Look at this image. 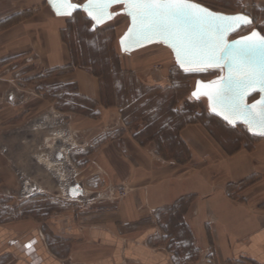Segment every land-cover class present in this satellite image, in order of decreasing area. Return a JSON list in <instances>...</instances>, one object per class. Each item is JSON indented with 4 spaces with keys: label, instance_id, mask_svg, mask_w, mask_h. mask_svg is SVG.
Returning <instances> with one entry per match:
<instances>
[{
    "label": "rangeland",
    "instance_id": "374dc122",
    "mask_svg": "<svg viewBox=\"0 0 264 264\" xmlns=\"http://www.w3.org/2000/svg\"><path fill=\"white\" fill-rule=\"evenodd\" d=\"M74 1L83 4L86 0ZM191 1L215 12L251 17L253 25L232 39L254 30L264 35L263 0ZM7 6L9 10L4 9ZM31 18L55 17L46 0L0 1V227L38 231L54 253L69 256L61 264H87L98 248L91 231H113L119 221L130 219L132 201L140 207L132 212V219L143 221L144 228L153 226L155 246L187 256V260H174L175 264H195L201 252L217 256L220 246L214 223H207L211 242L204 247L185 222L208 220L209 213L193 209L197 197L158 210L145 201L148 187L160 190L163 183L176 181L188 171L174 162L188 158L179 133L194 124L206 125L221 143H245L250 150L258 143L262 151L260 172L227 186L232 210L218 215L210 212V219L225 220L229 214L232 219L242 218L236 214L241 207L263 219L264 138L250 135L245 126H228L210 113L207 100L191 97L198 79L210 81L221 72L186 75L163 45L122 54L119 40L129 27V18L120 16L93 30V23L81 12L60 22L73 65L48 68L31 48L22 52L12 50V44L11 50L2 48L1 32ZM76 70L101 80V103L79 95L71 78ZM134 173L139 175L134 178ZM214 176L212 197L206 200L220 208L222 179ZM67 221L82 235L60 233L55 223L63 226ZM13 261L12 255L0 257V264ZM202 263L217 264V260L203 259ZM235 264L255 263L240 259Z\"/></svg>",
    "mask_w": 264,
    "mask_h": 264
},
{
    "label": "crops",
    "instance_id": "0c3cea01",
    "mask_svg": "<svg viewBox=\"0 0 264 264\" xmlns=\"http://www.w3.org/2000/svg\"><path fill=\"white\" fill-rule=\"evenodd\" d=\"M4 9L10 8L8 9L7 6ZM54 17L43 21H37L36 18L27 19L3 30L1 32L2 48L7 46L11 50L9 47L11 44L12 50L19 52L31 48L37 54L39 61L44 60L48 68L71 67L74 63L73 55L60 28V22L64 18L57 17L55 14ZM71 78L75 81L81 97L97 103L102 102L103 89L100 79L82 70L73 72ZM179 136L187 150L188 158L183 162L174 163L177 167L186 168L188 171L176 181L163 183L160 190L148 187L145 201L150 204L151 209L158 210L165 206H173L184 198L197 197V200L192 202L193 209L201 213H209L208 220L190 218L185 222L193 230L199 244L204 247L211 242L206 232L207 223H214L216 239L220 247L217 256L209 252H201V255L197 257L199 262L195 264H203V259H215L217 264H235L240 259L264 264V217L259 219L250 214L249 209L244 210L241 207L238 209L241 212L236 214L242 218L232 219L229 214L225 220L210 219V212L218 215L232 210L234 203L226 195L227 186L239 184L260 172L263 161L258 143L252 146V150L247 148L245 143H221L216 134L202 124L185 126L180 130ZM131 146L136 147V142L131 141ZM147 157L152 160L150 156ZM138 175L134 173L133 177L136 178ZM214 175L216 177L219 175L222 179L220 184L223 189L222 195L220 194L222 207L220 208L212 203L211 199L206 200V197H212L210 187ZM202 196L204 198H201ZM217 196H219L218 193ZM129 205L131 218L119 221V225L113 231L105 229L91 231L92 240L98 248L95 249V257H91L92 261L87 259L89 262L87 264H175L174 260H187L186 255L170 252L163 246H155L153 238L156 233L151 229L153 226L144 228L141 224L143 221L132 219V212H138L140 207L132 201ZM186 217L187 215L184 216ZM67 222L63 226L60 222L55 223L60 233L82 235V232L70 224V221ZM131 226L135 229L130 228ZM139 226L143 230H137ZM134 235H136L135 239H129ZM7 255L14 256L13 264H61L62 259L69 257H59L56 252L54 253L39 237L38 231L25 233L1 226L0 257L4 259Z\"/></svg>",
    "mask_w": 264,
    "mask_h": 264
},
{
    "label": "water",
    "instance_id": "95a60500",
    "mask_svg": "<svg viewBox=\"0 0 264 264\" xmlns=\"http://www.w3.org/2000/svg\"><path fill=\"white\" fill-rule=\"evenodd\" d=\"M46 1L57 17L86 14L93 30L127 16L130 24L119 40L122 54L163 45L186 75L221 72L210 81L198 79L191 97L207 100L210 113L228 126H245L250 135L264 138V35L254 30L232 39L253 25L251 17L215 12L191 0ZM117 7L123 9L114 12Z\"/></svg>",
    "mask_w": 264,
    "mask_h": 264
},
{
    "label": "trees",
    "instance_id": "16d2710c",
    "mask_svg": "<svg viewBox=\"0 0 264 264\" xmlns=\"http://www.w3.org/2000/svg\"><path fill=\"white\" fill-rule=\"evenodd\" d=\"M258 97V95H255L251 100H254L255 98H257Z\"/></svg>",
    "mask_w": 264,
    "mask_h": 264
}]
</instances>
